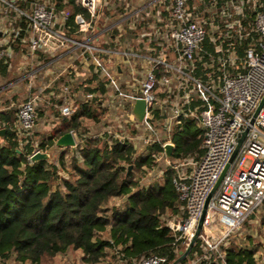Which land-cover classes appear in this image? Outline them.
<instances>
[{"label":"trees","instance_id":"1","mask_svg":"<svg viewBox=\"0 0 264 264\" xmlns=\"http://www.w3.org/2000/svg\"><path fill=\"white\" fill-rule=\"evenodd\" d=\"M34 1L19 0V9L29 11ZM45 1L53 4L57 13L69 12L63 27L69 37H75L80 31L77 15L91 17L82 0ZM162 1L168 5L174 3V0ZM210 1L217 6L224 2L240 3V0H187L191 18L200 20L201 10ZM16 14L11 12L10 15ZM253 36L256 39V35ZM246 50L247 46L230 48L242 60ZM219 55L207 35L202 49L196 53L191 76L204 80L207 72L217 68L213 62ZM163 74L157 70L158 78ZM201 104L197 100L191 105ZM87 105L73 114L60 135L83 132V119L89 116ZM14 112L0 114L1 123H5L1 128L6 130L0 139V264L12 256L22 264H47L68 250H81L87 264H133L153 254L167 256L170 261L177 259L173 247L175 239L164 219L169 212L181 214L179 195L172 181L173 171L167 170L164 184L141 189L140 177L134 178L129 170L132 166L133 171L143 173L145 166L165 156L161 144L151 145L147 157L134 158L136 149L127 141H110L107 135L86 139L78 149L81 158H73L75 176L60 179L59 169L52 162L32 163L28 159L36 148L49 152L50 147L55 146V138L37 145L31 136L20 137ZM156 116L158 118L159 113L156 112ZM182 120V125L174 129L170 138L174 145L172 158L199 157L203 154L204 129L197 125L195 118ZM126 196H129L128 206L113 208L109 214L105 209L108 203L113 198ZM107 231L108 240L98 239L100 233ZM196 251H200L199 241L191 254ZM226 256L229 264H258L255 252L248 249L230 246Z\"/></svg>","mask_w":264,"mask_h":264},{"label":"built area","instance_id":"2","mask_svg":"<svg viewBox=\"0 0 264 264\" xmlns=\"http://www.w3.org/2000/svg\"><path fill=\"white\" fill-rule=\"evenodd\" d=\"M186 2L187 0H174L170 16L172 21L170 38L174 43L178 66L174 68L163 58L154 59L151 70L141 84L140 95L128 96L133 102L139 98L145 101L146 115L143 124L155 136L157 133L151 120L154 111L163 107V102L155 94L156 85L160 82L157 76L158 67L163 66L166 72L176 69L182 74L190 75L195 97L188 93L186 103L190 107L192 102L197 100L202 102L196 113L187 107L188 111H183L179 117L193 116L200 122L204 129L203 154L199 157L167 160L169 169L174 173L172 181L179 195L181 212L178 220L173 219L166 223L175 239L173 247L177 252V259L181 251H185L190 244L206 199L230 161L239 139L247 129L248 132L237 156L208 204L203 229L198 239L200 251L193 254L190 252L179 263L176 262L177 259L170 261L167 256L153 254L142 257L133 264H229L226 252L231 246L229 242L231 236L264 205V105L254 123H251L264 97V11H257L254 17L252 16L253 34L256 35V39L247 46L243 60L244 70L224 76L219 91L216 92L204 80L196 79L190 74L195 67L196 53L202 49L208 33L201 23L191 18ZM82 3L89 10L91 19H94L99 1L82 0ZM12 7L15 8L16 11L13 12H16L18 17L25 18L27 28L16 27L10 23L5 29L0 22V59L10 56L15 44L33 56L38 52L55 56L62 49L76 47L82 50L81 57L88 54L95 67L104 73L117 90L119 89L100 57V53L105 50L101 51L95 47L90 39L74 40L57 29L58 13L53 4L45 0H35L30 12L21 10L13 4L2 5L5 14L11 11ZM61 14L65 20L70 16L69 12ZM76 22L80 27V33L87 36L91 29V21L77 15ZM228 56L221 59L222 66L230 61ZM168 82L166 76L162 77V84ZM63 91L68 94L70 88L64 86ZM92 97V94H87L88 99ZM37 99L38 96H32L16 106L18 114L16 129L20 137L27 138L32 135L37 122ZM75 112L76 109L69 105L61 108V113L65 117H72ZM182 121L180 118L177 119L176 125L181 126ZM145 142L150 144L151 140L145 139ZM154 143L161 144L163 148L166 144L159 139ZM36 151L41 150L36 148L33 153ZM215 216L219 229L213 226ZM206 229L207 235L204 234Z\"/></svg>","mask_w":264,"mask_h":264},{"label":"crops","instance_id":"3","mask_svg":"<svg viewBox=\"0 0 264 264\" xmlns=\"http://www.w3.org/2000/svg\"><path fill=\"white\" fill-rule=\"evenodd\" d=\"M171 5L165 4L162 0H102L95 18L87 19L91 21L88 35L84 36L79 31L75 37H70L74 40L90 39L95 47L101 51L105 50L100 53V57L115 80L118 90L104 73L95 67L88 54L85 57L80 56L82 50L79 48L67 47L60 50L56 57L45 52H38L33 56L15 44L11 55L0 59V114L14 110L18 118L16 106L32 96L43 93V97L38 96L36 101L39 121L32 132L34 138L44 137L45 140L54 137L57 143L65 134L60 135L61 131L71 121V117L62 115L61 108L71 105L76 111L84 110V105L88 103L89 116L83 119V132L80 135L73 132L77 145L59 148L55 143L54 147L61 149L62 152L69 150L78 152V158L80 156L78 149L86 139L108 135L110 141H123L122 133L114 130L116 127L122 128L123 124L127 125L129 118H133L136 127L145 125L135 121L133 115L135 102L128 96L140 95L141 84L151 70L153 60L163 58L174 68L179 64L174 43L170 38L172 23L170 16L173 6ZM203 8L202 16L197 21L206 28L209 37L215 43L216 51L220 53L213 62L220 67V72L216 73L217 68L210 70L204 81L211 89L215 91L216 86L219 91L224 76L244 70L243 60L236 57L230 48L246 47L252 43L254 39L252 16L257 11H264V0H245L239 4L224 2L219 6L210 1L209 5ZM61 13L56 17V28L65 33L63 27L66 20ZM2 23L5 29L10 23L16 27L27 28L26 20L17 14L9 15ZM152 35L155 37L154 40L159 39V44L152 42ZM107 51L110 53H106ZM227 56L230 61L222 66L220 61ZM157 70L162 71L164 73L162 77L166 76L169 82L162 84V77L158 78L160 82L155 94L163 102V107L154 111L151 124L156 131H158L156 127L160 126L163 132H169L173 122L175 127H178L177 119L195 118L179 117L180 113L188 111L186 96L189 93L195 97V92L190 75L182 74L176 69L166 72L163 66ZM45 79L44 84L40 83ZM80 82H83L82 88ZM40 84L42 87L36 89ZM64 86L70 88L68 94L63 91ZM87 94H92L93 97L88 99ZM198 106L190 104L189 110L196 113V110L199 111ZM156 112L159 113L158 118ZM103 123L107 124L104 131L101 128ZM2 125L5 123L2 124L0 120L1 130ZM197 125L202 127L198 120ZM164 142L172 143L170 139Z\"/></svg>","mask_w":264,"mask_h":264},{"label":"rangeland","instance_id":"4","mask_svg":"<svg viewBox=\"0 0 264 264\" xmlns=\"http://www.w3.org/2000/svg\"><path fill=\"white\" fill-rule=\"evenodd\" d=\"M4 1V2H3ZM19 0H0V22L3 26L2 20L6 21L8 16L10 15V12L16 11L14 7L10 8L11 11L7 14H5V9H2L3 3L6 4H13V6L19 8L18 4ZM99 1V6L102 0ZM99 9V7H98ZM66 36L67 33L65 32ZM155 37H152V41L154 43L159 44V39L154 40ZM71 49V48H70ZM220 72V67H217L216 73ZM66 73H68L66 71ZM42 81V80H41ZM40 83L46 82L43 80ZM80 88H82V83L80 82ZM38 86L36 89L39 90ZM78 90V88H76ZM215 91L218 92V87L215 86ZM40 98L43 97V93H40L38 95ZM79 103V102H78ZM77 103V104H78ZM71 106V105H70ZM73 108V106H71ZM40 113V112H39ZM38 115V119H39ZM39 121V120H38ZM37 121V123H38ZM123 123V122H122ZM107 127V124H102L101 128L102 130ZM175 124H171V131H162V127H156L158 129L157 136L153 135L150 130H148V127L146 125H140L135 126L133 122V118H129V122L127 125L123 124V127H116L114 130L118 132L119 134L122 133V140L127 141L134 145L136 149V154L134 158H141V157H147L149 155V152L151 151V145L155 144L154 142L156 139H159L163 143H165V140H169L171 138V135L174 132ZM104 131V130H103ZM88 132V130L85 132V134ZM102 132V131H101ZM167 132V133H166ZM83 134V133H82ZM168 134L170 136H168ZM108 136V135H107ZM32 140L35 144H41L43 141V138H34L33 134L31 135ZM145 139H150L151 143L147 144L145 142ZM79 141V137H78ZM49 149V148H46ZM51 155L52 162L59 170H58V176L60 179H67V178H73L75 176L74 172L72 171V164H73V158L74 156L77 157L78 152L75 153L73 150H69L68 152H62L61 149L57 147H50L49 152ZM172 160V159H171ZM175 160V159H174ZM177 160V159H176ZM249 164V161H247V165ZM169 169L167 164L166 156H159L157 160L152 163L151 166H145L143 168V173H139V170L132 168L130 169V172L133 173L134 178H139V187L141 189H145L147 187H150L154 184L162 185L165 182L166 179V172ZM57 183H60V180L57 181ZM129 204V196L121 197V198H114L111 200L108 205L105 207L106 210H108V213L111 214L113 208L117 209H123L126 208ZM180 210V208H179ZM180 218V214L169 212L165 216V223H167L170 220H178ZM213 226L216 228H220L218 225V219L217 216L214 217L213 220ZM221 230V229H220ZM208 231L205 230L204 234L207 235ZM110 238L109 231L100 233L98 235V239L100 240H108ZM230 245L231 247H236L238 249H248L250 251L255 252V259L258 264H264V205L259 209V211L256 213V215L253 218H250L238 231H236L230 238ZM83 252L81 250L78 251H72L68 250L65 253L58 254L56 257L50 259L47 264H87L83 261ZM108 261V260H106ZM4 264H22L16 261L15 256H12L10 259H8ZM25 264H31V263H25ZM105 264V263H104Z\"/></svg>","mask_w":264,"mask_h":264},{"label":"water","instance_id":"5","mask_svg":"<svg viewBox=\"0 0 264 264\" xmlns=\"http://www.w3.org/2000/svg\"><path fill=\"white\" fill-rule=\"evenodd\" d=\"M264 105V97L261 100L252 120L251 123L253 124L256 117L258 116L260 110L262 109ZM133 115H134V119L138 124H142L144 122L145 119V115H146V103L143 99L139 98L135 101L134 103V107H133ZM6 132L5 129L0 131V137H4V133ZM248 132V129L242 134V137L239 139V143L230 159V161L227 163V165L225 166L224 170L222 171L218 181L216 182L214 188L212 189L211 193L208 195L201 217L199 219V223L197 225L196 231L191 239L190 244L188 245V247L186 248L185 251H181L180 253V257L177 259V263L181 262L182 260H184L189 253L192 251L193 247L196 245L200 234L202 232L203 229V224H204V220H205V216L207 213V209H208V204L213 196V194L215 193V191L217 190V188L219 187L220 183L222 182L224 176L226 175L230 164L232 163V161L235 159V157L237 156L239 149L244 141V138L246 136ZM57 147L59 148H71V147H75L77 145L76 143V139L75 136L72 132H68L65 133L63 136L60 137V139H58L57 143H56ZM173 150H174V145L172 143H166L164 146V151H165V156L167 160H171L172 159V155H173ZM51 160V155L48 152H42V151H36L35 153H33L30 157V161L32 163H36L39 161H47L50 162ZM132 168V166L129 167V170Z\"/></svg>","mask_w":264,"mask_h":264}]
</instances>
